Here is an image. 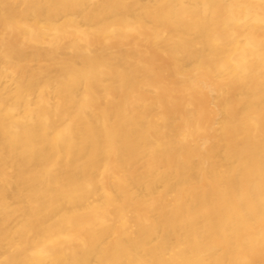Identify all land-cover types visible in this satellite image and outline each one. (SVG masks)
<instances>
[{"label": "bare ground", "instance_id": "obj_1", "mask_svg": "<svg viewBox=\"0 0 264 264\" xmlns=\"http://www.w3.org/2000/svg\"><path fill=\"white\" fill-rule=\"evenodd\" d=\"M0 264H264V0H0Z\"/></svg>", "mask_w": 264, "mask_h": 264}]
</instances>
